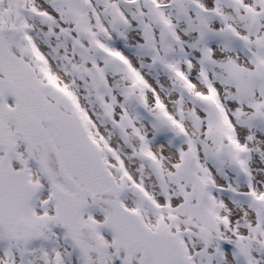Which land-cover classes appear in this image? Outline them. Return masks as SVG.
Here are the masks:
<instances>
[{
    "label": "snow or ice",
    "instance_id": "snow-or-ice-1",
    "mask_svg": "<svg viewBox=\"0 0 264 264\" xmlns=\"http://www.w3.org/2000/svg\"><path fill=\"white\" fill-rule=\"evenodd\" d=\"M0 264H264V0H0Z\"/></svg>",
    "mask_w": 264,
    "mask_h": 264
}]
</instances>
